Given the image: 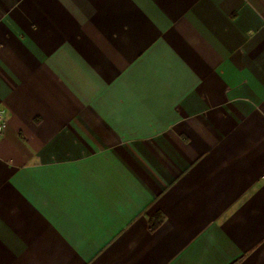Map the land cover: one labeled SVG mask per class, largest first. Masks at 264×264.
Wrapping results in <instances>:
<instances>
[{
    "label": "crops",
    "instance_id": "crops-1",
    "mask_svg": "<svg viewBox=\"0 0 264 264\" xmlns=\"http://www.w3.org/2000/svg\"><path fill=\"white\" fill-rule=\"evenodd\" d=\"M0 108V264H264V0H0Z\"/></svg>",
    "mask_w": 264,
    "mask_h": 264
},
{
    "label": "built area",
    "instance_id": "built-area-1",
    "mask_svg": "<svg viewBox=\"0 0 264 264\" xmlns=\"http://www.w3.org/2000/svg\"><path fill=\"white\" fill-rule=\"evenodd\" d=\"M7 128V114L3 108H0V138L3 137Z\"/></svg>",
    "mask_w": 264,
    "mask_h": 264
},
{
    "label": "trees",
    "instance_id": "trees-1",
    "mask_svg": "<svg viewBox=\"0 0 264 264\" xmlns=\"http://www.w3.org/2000/svg\"><path fill=\"white\" fill-rule=\"evenodd\" d=\"M157 224L153 225V228L156 226Z\"/></svg>",
    "mask_w": 264,
    "mask_h": 264
}]
</instances>
